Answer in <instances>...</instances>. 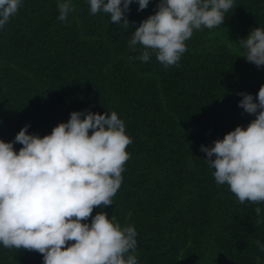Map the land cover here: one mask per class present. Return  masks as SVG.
I'll return each instance as SVG.
<instances>
[{
    "label": "trees",
    "instance_id": "trees-1",
    "mask_svg": "<svg viewBox=\"0 0 264 264\" xmlns=\"http://www.w3.org/2000/svg\"><path fill=\"white\" fill-rule=\"evenodd\" d=\"M157 3L139 12L131 4L125 30L90 14L85 0H73L65 22L56 0H23L0 29V140L12 141L26 124L42 137L73 111H115L132 139L130 157L112 205L91 215L134 226L139 264H264L255 243H264V221L254 212L264 203L241 204L217 186L199 150L255 118L237 106V93L255 102L264 65L239 56L238 42L264 28V0H235L223 24L194 31L168 68L154 55L129 60L140 46L133 52L126 40ZM0 264H42V255L0 246Z\"/></svg>",
    "mask_w": 264,
    "mask_h": 264
},
{
    "label": "clouds",
    "instance_id": "clouds-1",
    "mask_svg": "<svg viewBox=\"0 0 264 264\" xmlns=\"http://www.w3.org/2000/svg\"><path fill=\"white\" fill-rule=\"evenodd\" d=\"M89 13L106 14L109 23L129 28L131 4L137 12L149 0H85ZM235 0H158L156 11L127 38L128 48L148 62L155 56L164 68L178 66L194 31L221 26ZM23 0H0V29L14 17ZM57 20L65 22L73 0H56ZM134 23V22H133ZM242 56L257 68L264 65V28L252 29L238 42ZM237 106L254 115L246 127L237 125L210 147L200 146L217 186L227 185L237 201L264 203V84L254 97L237 93ZM83 117V118H81ZM24 125L12 141L0 140V246L36 251L42 264H139L137 232L122 227L115 216L95 206L112 205L120 188L132 143L115 111L97 114L73 111L49 134L28 133ZM90 133V134H89ZM21 147L14 149V144ZM257 223L264 208L255 207ZM91 215L90 222L89 217ZM72 242V243H68ZM259 251L264 243L256 240ZM259 262V258H257Z\"/></svg>",
    "mask_w": 264,
    "mask_h": 264
}]
</instances>
